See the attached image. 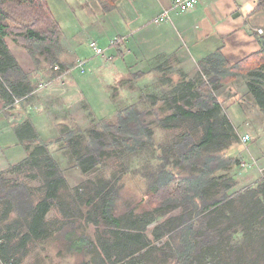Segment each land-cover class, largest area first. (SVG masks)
<instances>
[{"label": "trees", "instance_id": "obj_1", "mask_svg": "<svg viewBox=\"0 0 264 264\" xmlns=\"http://www.w3.org/2000/svg\"><path fill=\"white\" fill-rule=\"evenodd\" d=\"M98 1L109 13L119 0ZM60 30L49 0H0V115L7 120L16 105L21 106L37 90L9 49L7 39L27 50L38 71L45 70L41 66L46 64L62 74L73 69L74 64L60 61L65 54ZM121 42L118 39L114 46L119 48ZM257 57V66L246 69L241 64L230 66L217 52L200 63L197 78L179 83L169 96H141L138 102L119 109L112 121L103 120L84 133L63 131L66 142L63 151L70 153L73 164L84 175L104 166L109 159L156 148L153 126L188 133L178 136L164 149L159 166L147 175V196L152 207L143 215L133 211L122 217L116 215L120 188L113 181L90 182L97 187L94 196L88 199L76 195L74 202L83 203L92 213L95 211L101 218L98 216L95 223L109 229L110 239L99 238L97 248L78 233L68 215L71 208L65 206L61 194L69 186L48 144L42 141L31 121L22 124L16 135L27 157L10 171L17 173L27 167L37 170L43 181L40 190L43 196L34 202L28 187L11 184L0 175L3 219L14 216L20 231L22 223L27 226L25 233L18 232L19 237L10 235L6 240L18 238L20 248H24L33 241L45 239L49 234L47 216L56 208L64 214L68 211L61 231L70 251L92 252L94 264H208V259L214 260L212 264H228L225 254L231 243L226 238L230 239L236 221L247 226L262 216L264 181L254 189L239 191L232 178L219 175L241 163L223 154L237 140V135L230 121L222 115V100L217 94L231 81L244 78L248 81L249 95L264 115V38ZM126 84L120 82L121 87ZM145 104H150V109L141 107ZM186 124L190 126L184 128ZM242 204L250 212L244 221L233 212ZM174 212L176 215L171 216ZM166 216L171 217L165 219ZM162 219L165 220L159 223ZM153 225L148 236L146 233ZM8 231L11 232V228Z\"/></svg>", "mask_w": 264, "mask_h": 264}, {"label": "crops", "instance_id": "obj_2", "mask_svg": "<svg viewBox=\"0 0 264 264\" xmlns=\"http://www.w3.org/2000/svg\"><path fill=\"white\" fill-rule=\"evenodd\" d=\"M172 1L119 0L115 9L109 13L103 10L98 0H49V6L56 21V5L63 4L67 8L69 6V29L71 27L73 30L72 24L79 23L93 34L89 43L96 42L105 53L102 57L92 55L84 62L87 65L101 60L98 61L97 72L109 69L113 75V86L120 81L130 80L136 74L139 78H144L154 70L160 73V85L168 88L174 85L173 78L166 76L163 80V74L173 77L172 73H176L179 83L195 79L200 74V63L217 52L224 56L230 66L241 64L246 69L257 66V55L261 51V39L264 38V0H200L195 9L186 13L173 10L170 22H158L160 15L171 7ZM75 33L73 31L69 34ZM72 38L74 36L67 37L71 41L64 40L63 48L67 53L66 58L71 56L68 62L74 64L73 69L65 72L59 80L50 82L49 88L48 84L39 86H47L46 96H51V100L56 99V91H61L60 88L53 87L57 84L58 87L74 89L77 91L76 100L84 101L85 97L82 99L77 90L79 81L72 76L74 72L86 73V70L83 72L77 68V64L82 61L80 59H83L77 55L81 48L74 51L77 45L84 41H73ZM118 39L122 40L119 48L114 46ZM7 43L21 68L30 75L31 82L36 86L42 76V70L36 69L25 48L17 45L12 39H7ZM107 74L104 75L109 76ZM41 90H44V87ZM39 91L36 90L31 98L19 107L20 110L13 111L8 120L14 135H7L4 140H0V167L6 171L9 166L19 164L27 157L25 152V157L17 163L14 158L6 161L7 164L4 163L5 151L20 145L15 134L17 129L27 121L39 128ZM217 95L222 100V115L230 121L237 135V140H234L223 154L238 159L241 163V168L224 170L219 175L232 178L237 183V188L248 187L253 181L263 182L264 115L249 95L248 81L244 78L231 81ZM56 96L63 98L65 95ZM3 119L5 118L1 115L0 128L4 127ZM156 127L163 132L177 130ZM2 130L0 129L1 132ZM246 136L250 137V140L244 143L243 138ZM252 142L255 143L254 147L247 148ZM244 153L252 160L250 165L245 162L242 155ZM242 168L244 170H241ZM246 190L244 188L243 191Z\"/></svg>", "mask_w": 264, "mask_h": 264}, {"label": "rangeland", "instance_id": "obj_3", "mask_svg": "<svg viewBox=\"0 0 264 264\" xmlns=\"http://www.w3.org/2000/svg\"><path fill=\"white\" fill-rule=\"evenodd\" d=\"M56 8L58 12L56 13L58 18L57 24L61 29L60 43L62 48L64 40L71 41L67 39V37L70 38V36H74V38H72L73 41L80 39V41H84L82 44H85L83 46L79 43L74 49L75 51L81 48V50H78L79 53H77V55L83 58L80 60L84 61L92 55L94 56L93 50L89 48V40L93 34H90L87 28L81 27L79 23L72 24L73 30L71 27L69 29L68 26H71V24L67 21V17L69 13L68 8L70 9V7L68 6L67 8V6L61 4L59 6L56 5ZM66 28L68 29L65 30ZM73 31L77 34H69ZM66 54L65 51V54L60 58L61 62L66 61L64 63H68L70 60L71 56H67L66 58ZM98 61L101 60H96V62H92L91 64L88 63L85 67V74H81L79 71L74 72L72 75L76 81H79L77 83L79 85L77 90L81 93V98L83 99V96L85 97L82 102L75 98L77 91L58 87L57 84L53 85V87L56 89L60 88L61 91L58 90L54 93L56 99L51 100V96H46L48 93L45 87L48 86L49 88L50 82H53L55 79L59 80L64 76V73L57 74V72H54L53 67L50 65L44 64L41 66V69L45 70L42 71V76L38 79L39 83L35 86L39 91L42 89L39 87L40 84H48L44 86V90L39 91L37 94L40 124L39 128L36 126V129L42 141L48 144L52 157L59 164L62 175L68 183L69 188L61 194V198L65 206L71 208L68 215L71 221L75 222L78 233L90 239L95 244V248H97L99 238H103L104 241L110 239L107 234L109 233V229H105L101 223H99V225L95 223V221L100 218L95 211L92 213L91 208L82 206L83 203L80 205L74 202L76 195L88 199L94 196L96 193L94 191L95 186L97 187L95 184H89L90 182L97 181V179L113 181L117 184V188H120L116 202V215L122 217L128 215L130 211L136 212L137 215H143L144 211H148L147 209L152 207V203L147 196V175L153 173L159 166L160 156L165 155L164 149L171 146L178 136L188 134L180 129L163 132L156 127L157 125L153 126V130L156 133V138H154L156 148H149L145 152L139 154L126 155L121 159H109L104 166L84 176L73 164V158L70 153H65L63 151L66 146L65 139L63 138V131H65V129L73 131L74 133H84L96 123L98 124L103 120H114L119 109L138 102L141 96L153 95L161 98L169 96L168 94L176 87V83L177 85L179 83V76L171 72L174 74L173 77L168 74H163L162 79L165 80L166 76L171 79L173 78L172 81L174 85L168 88L163 87L159 83V71L153 70L149 73L146 72L148 75L144 78L136 80L135 76L137 75H135L134 78L130 79L132 81L123 80L122 82L124 84L129 82L124 87H121L120 83L113 86V75L108 71L109 69L103 72L98 70L97 72ZM106 73H108L109 76L104 75ZM81 83L83 85H81ZM63 94L65 95L63 98L62 96H56ZM19 107L20 106L17 104L13 111L20 110L21 108L19 109ZM141 107L148 110L150 109V104H145ZM5 119H3L4 127L0 128L3 129L2 132L0 131V140H4L7 135H14L10 122ZM189 126V124H186L184 128ZM60 139L61 142L57 143ZM195 139L197 141V138ZM254 144L255 143L252 142L247 145V148L254 147ZM5 153L6 159H4V163L12 158H14L17 163L26 155L24 148L20 145L7 149ZM242 155L247 165H250L252 160L249 159L248 154L244 153ZM239 166H241V164ZM239 166L237 168H241ZM12 167L9 166L7 171L3 169V167H0V175H4L11 184H21L28 187L33 196L32 200L38 202L43 196L40 191L43 189V181L39 172L27 167L17 173H12L10 171ZM3 170H5V172ZM241 170L244 169L242 168ZM258 182L260 183V181ZM258 182L253 181L251 183L252 185L244 188L254 189L258 186ZM244 188L238 187L237 190L243 191ZM94 203L97 204L96 201H94ZM242 205L241 207L243 208H238L237 205L233 212L236 213V215H241V217L238 216L239 218H243L244 221L249 218L250 212L247 210V206L244 204ZM67 212L68 211H65V214H67ZM176 213L177 212L172 213L171 216L176 215ZM65 214L53 208L47 216L48 236L45 239L33 241L24 248H20L18 238H14L10 242L6 239L10 235L19 237L17 233L21 231L25 233L27 226L22 223L20 231L19 225L15 223L14 216L3 219V207L1 206L0 246L3 245V248H0V264H94V254L92 252V254L89 252L79 254L70 251L69 243L65 240V234L61 231L62 224L65 222ZM261 214L258 215L259 217L261 216L260 218H256L253 223H248L249 225L247 226H244L243 222L240 220L233 223L234 226L231 229L233 233L230 239H227L228 237L226 238V240L231 243L228 247L227 254H225V260H227L228 264H264V207L261 210ZM171 216H166L165 219ZM89 218L91 219L90 221H88ZM165 219L158 222L160 223ZM257 222V225H253ZM8 228H11V232L8 231ZM153 229L154 225L148 229L146 234L151 236ZM166 240L167 239H164V242H166ZM162 243L163 242H159V244ZM5 244L9 245L5 247ZM96 250L97 249L93 252ZM208 261V264H212L214 260L208 259Z\"/></svg>", "mask_w": 264, "mask_h": 264}, {"label": "built area", "instance_id": "obj_4", "mask_svg": "<svg viewBox=\"0 0 264 264\" xmlns=\"http://www.w3.org/2000/svg\"><path fill=\"white\" fill-rule=\"evenodd\" d=\"M200 0H173L172 5L169 9H166L159 17L158 22L160 23H167L171 21V12L173 10L179 11L181 13L189 12L193 9H195L198 5ZM262 32V31H260ZM115 43V42H114ZM113 43V44H114ZM90 48L93 50L94 56L96 57H102L105 53V50L102 49L96 42L90 43ZM86 62L80 61L77 64V68L82 69V71H85ZM41 86L40 88H43ZM16 103H19L17 100ZM250 140V137L246 136L243 138V142L246 143Z\"/></svg>", "mask_w": 264, "mask_h": 264}]
</instances>
